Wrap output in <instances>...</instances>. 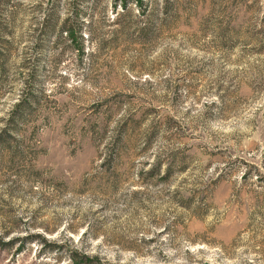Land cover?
<instances>
[{
  "label": "rangeland",
  "instance_id": "374dc122",
  "mask_svg": "<svg viewBox=\"0 0 264 264\" xmlns=\"http://www.w3.org/2000/svg\"><path fill=\"white\" fill-rule=\"evenodd\" d=\"M122 2L0 0V264H264V0Z\"/></svg>",
  "mask_w": 264,
  "mask_h": 264
},
{
  "label": "trees",
  "instance_id": "16d2710c",
  "mask_svg": "<svg viewBox=\"0 0 264 264\" xmlns=\"http://www.w3.org/2000/svg\"><path fill=\"white\" fill-rule=\"evenodd\" d=\"M125 2L123 0L121 7L125 10H127V8H125ZM66 30V35L67 38L69 40H71V42H73L76 45V50L79 53H83L82 51V41H81V34H79V29L75 30L73 27H68L65 29ZM143 30V29H142ZM76 33L78 35H76ZM88 33L89 35L91 34L90 29H88ZM4 64H5V57L3 55V53L0 51V69L4 68ZM3 132H5V130H2ZM2 142H5V140H3ZM122 136L121 133L119 132V134H117L111 143H109L108 145H106L107 147V153L104 155V157L102 158L103 163L102 164H108L114 160H117V155H119V152H122V150L125 148V144L122 143ZM158 167V164L155 165L152 168V172L155 171ZM14 239L10 240V242H0L1 246L4 245H10L13 242ZM70 260L72 261L71 264H103L102 262L99 261V258L96 256H90L87 254H82V253H78V251H73L71 252L70 255Z\"/></svg>",
  "mask_w": 264,
  "mask_h": 264
}]
</instances>
